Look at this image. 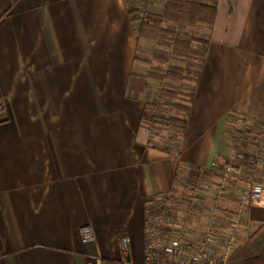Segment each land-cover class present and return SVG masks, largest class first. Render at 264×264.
<instances>
[{"label":"crops","instance_id":"obj_1","mask_svg":"<svg viewBox=\"0 0 264 264\" xmlns=\"http://www.w3.org/2000/svg\"><path fill=\"white\" fill-rule=\"evenodd\" d=\"M188 1L217 13L193 28L208 47L186 129L163 137L130 11L162 16L167 0H0V264H143L147 207L186 173L233 163L228 200L250 183L234 125L264 81V0ZM248 220L251 236L264 193Z\"/></svg>","mask_w":264,"mask_h":264},{"label":"built area","instance_id":"obj_2","mask_svg":"<svg viewBox=\"0 0 264 264\" xmlns=\"http://www.w3.org/2000/svg\"><path fill=\"white\" fill-rule=\"evenodd\" d=\"M252 156L251 185L241 192L231 214L226 212V203L233 163L224 167L213 189L206 187L199 172L191 185L181 186L179 180L155 198L146 211L143 264H229L250 238L249 210L264 193L263 185L254 180L264 164V147L255 148ZM130 245L129 237L122 240L124 255L129 254ZM98 264L103 263L98 260Z\"/></svg>","mask_w":264,"mask_h":264},{"label":"trees","instance_id":"obj_3","mask_svg":"<svg viewBox=\"0 0 264 264\" xmlns=\"http://www.w3.org/2000/svg\"><path fill=\"white\" fill-rule=\"evenodd\" d=\"M135 12L130 11V15L132 21L140 22V38L149 39L160 45L168 40L172 43L170 51L155 52V59L160 63H169L170 60H174L187 66H196L198 70L201 69L207 52L208 40L184 33L182 29L184 30L185 26H197L199 24L213 25L217 13L216 7L188 0H167L162 16H153L148 13L146 15L145 13L144 16L146 17H133ZM159 71L160 73L151 74L150 76L152 79L160 81L161 84L163 81H168V88L166 90L163 89L161 92L159 108L163 109L167 106L169 100H177L178 97L184 96L182 93L185 92L181 90L177 91L178 93L170 90L173 87L172 83L189 80L190 78L187 75V69L180 65H169L166 70L161 68ZM143 87H149L148 83L146 85L143 84ZM188 100V107L178 103L174 104V108L178 111H183L187 116L190 111L192 94L188 97ZM240 106L242 108L246 107V113L255 118L263 117L264 81L253 89L249 97ZM186 116L183 118L172 117L170 119L162 117H159V119L157 117L154 123L159 125V123L163 122L183 131L187 126ZM229 264H264V223L252 233L246 245L234 253Z\"/></svg>","mask_w":264,"mask_h":264},{"label":"rangeland","instance_id":"obj_4","mask_svg":"<svg viewBox=\"0 0 264 264\" xmlns=\"http://www.w3.org/2000/svg\"><path fill=\"white\" fill-rule=\"evenodd\" d=\"M145 13H146V11L137 10L133 14V17H141V18L146 17V16H144ZM146 15H147V13H146ZM136 22H139V21H136ZM193 28H194V26H185L184 30L182 29V32L188 33L189 35L196 36L194 34ZM196 37H198V36H196ZM144 41H146V43L148 45H150V48L153 51L151 53H149V51L146 52V54L143 56V59H145V60H143V66L142 67L138 66L141 68V69L138 68V70L139 69L144 70L145 73H148L147 75L149 76V78H151V76H150L151 74L155 75L156 73H160L159 69L165 68V67L168 68V66L164 67L165 64H162V62L160 63L157 59L154 58V54H155L154 52L157 51V48L160 51H170L172 48L171 47L172 43L170 42V40L163 42V44H161V45L158 44L157 42L151 41L149 39H146ZM171 61L172 60H170L169 62H171ZM185 68L188 71L187 75H189V78L192 80H195L196 75L199 71L198 68L196 66H187V65H185ZM167 83H168V81H166V82L163 81V83L161 84L160 81L157 80L156 83H154V84L151 83V86L148 87L149 90H148V96H147L148 98L147 99L149 100L150 106L148 107L147 114L146 113L145 114L147 117H149L151 119V121L155 122L157 117L170 119L172 117L183 118L184 116H186L183 111H178L177 109H175L174 104L181 103L182 105L188 107V104H189L188 97H190V95H191V91H192L191 89L193 86V82L191 84H188V81L184 80L181 82L172 83L173 87H171L170 90L171 91L174 90L175 93H178L177 91L181 90V91L185 92V93H182V95H184V96L178 97L177 100H169V101L165 100V101H168L167 106L164 107L163 109H160L159 105H160L161 92L163 89L166 90V88H168ZM241 111H242V114H238V116L236 118L237 120H236V123L234 125V130H236L241 135L240 139H238L239 142H237V143H239V145H240L239 147H242V148H239V149H241V152L243 154L244 153L246 154L245 157L247 158L248 164H249L250 169H251L250 159L253 157L252 155L254 153L255 148H257L258 146L261 148L264 147L263 146L264 145V126H262L259 129L256 126L254 127V125H253L254 124L253 123L254 118L252 115L246 113V107L242 108ZM158 121H160V120H158ZM162 123L161 124L159 123L158 126L160 128V131L165 129V131H163V134H162L163 137H167V136L174 134L173 133L174 131L169 130V128L173 129L175 127L172 128L168 124H164V123L162 124ZM166 131H168V132L166 133ZM153 132H154V129H153ZM178 133H180V132H178ZM236 137L237 136H235V138ZM251 171H252V169H251ZM222 172H219L216 175L202 176L206 187H209L211 189L215 188L217 186L219 180H220L219 177L221 176ZM198 173L199 172L197 170H192L191 172L186 173V175H184L185 178L182 179L180 182L181 186L187 187V186L191 185V180L194 179V177L197 176ZM233 176H234V174H233ZM254 180H256V182H258L264 186V182H263L264 181V175H263V173L261 174L260 170H257L255 172V179ZM249 185H251V181H250V183L248 182L246 187ZM229 195H231L230 192H229ZM235 197H236V199L234 200ZM235 197L231 198L230 200H227V203H226L227 208L229 207L228 206L229 204H235V203L237 204L236 200L240 197V195L235 194ZM233 207H230L231 212L234 209H236V205ZM230 211L228 212L229 214H231ZM201 226H202V224L199 225V228H201ZM249 231H251V229Z\"/></svg>","mask_w":264,"mask_h":264}]
</instances>
